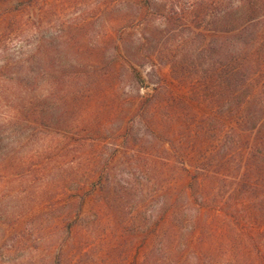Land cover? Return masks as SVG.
Listing matches in <instances>:
<instances>
[{"label": "rangeland", "instance_id": "rangeland-1", "mask_svg": "<svg viewBox=\"0 0 264 264\" xmlns=\"http://www.w3.org/2000/svg\"><path fill=\"white\" fill-rule=\"evenodd\" d=\"M191 1L161 0L165 9L173 5L186 16ZM35 6L41 9L40 18L35 20L32 8L24 12L28 30L21 34L22 42L8 43L0 62L37 47L45 67L38 90L48 103L46 126L31 123L23 139L3 142L0 163L23 167V185H32L31 170L41 171L34 189L45 193L43 198L19 194L2 202L1 209L23 213V218L12 227L1 225L0 264H153L158 240L168 252L156 255L159 264L201 263L219 237V214L204 212L208 225L203 232L192 227L187 218L192 210L180 201L160 224L161 233H153L158 228L153 143L167 148L174 142L189 155L191 148L198 149L191 155L195 164L210 162L212 167L207 191L224 198L233 189L217 169L223 141L221 130L209 120L220 115L219 109L210 107L209 96L194 80L177 79L174 66L188 62L181 57L185 46L157 18L147 26L120 23L142 9L136 2L38 0ZM112 39L136 48L142 44V54L153 52L142 71L144 87L101 70ZM141 102L146 103L144 114L137 112ZM224 151L236 167L241 160L237 149L227 143ZM171 159L180 173V159ZM95 167L96 174L89 175ZM80 178L92 185L83 193L75 184ZM75 192L87 195L78 216L71 208L78 200ZM50 196L55 199L49 201ZM190 207L201 209L194 201Z\"/></svg>", "mask_w": 264, "mask_h": 264}, {"label": "trees", "instance_id": "trees-1", "mask_svg": "<svg viewBox=\"0 0 264 264\" xmlns=\"http://www.w3.org/2000/svg\"><path fill=\"white\" fill-rule=\"evenodd\" d=\"M37 1L0 0V53L7 54L8 43L14 39L22 42L21 34L28 30L23 23L25 11L32 8L35 20L40 18L41 9L35 6ZM124 1L141 4L142 9L121 18L120 23L141 22L147 26L152 18H157L187 49L181 51L187 64L182 65L181 61L182 67L174 66V70L176 76L179 72L180 81L188 77L202 86L209 96L210 107L219 109L220 115L209 120L221 130L223 141L218 148L223 154L217 169L233 188L224 198L207 191L205 182L211 177L212 167L210 162L195 164L191 155L198 149L191 148L193 154L189 155L174 142L167 148L159 142L153 143V184L156 187L153 201L158 203V228L153 229V233H161L160 224L182 201L192 210L187 217L192 227L197 225L203 232L208 225L203 220L204 212L222 218L219 237L198 264H264V0H192L187 16L180 11L179 14L173 5L165 9L161 0ZM113 41V49L101 70L144 87L146 76L142 71L151 63L153 52L148 50L142 54V44L136 48L127 41L121 44ZM33 49L25 56L18 54L12 60L0 62V149L7 139L17 142L27 136L31 123L46 126L44 116L49 110L48 103L38 90L45 67L40 63L37 47ZM145 110L146 103H139L137 112L144 114ZM157 128L153 124V131ZM196 140L197 137L193 143ZM227 143L233 144L240 155L236 167L224 153ZM171 158L180 159V173ZM23 169L0 163V229L1 225L12 227L23 218V213L1 209L2 202H9L19 194L39 193L43 198L45 193L39 187L34 189L41 179V171H30L33 175L30 186L28 182L23 185L26 180ZM96 169L92 168L89 175L96 174ZM79 180L75 184L82 193L85 187H92L86 179ZM75 193L78 200L71 202V208L78 216L87 195L81 197ZM213 194L215 197L211 199ZM192 201L201 207L199 211L190 207ZM198 242L203 245L205 238L201 236ZM157 245L153 247V264H159L156 255L168 256L161 240Z\"/></svg>", "mask_w": 264, "mask_h": 264}]
</instances>
